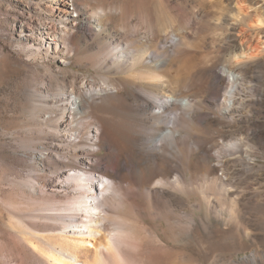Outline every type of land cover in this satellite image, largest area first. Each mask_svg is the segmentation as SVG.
<instances>
[{
    "label": "rangeland",
    "instance_id": "374dc122",
    "mask_svg": "<svg viewBox=\"0 0 264 264\" xmlns=\"http://www.w3.org/2000/svg\"><path fill=\"white\" fill-rule=\"evenodd\" d=\"M78 2L87 7V17L106 8L110 32H120L123 24L134 30L139 23V36L125 30L119 41L127 50H147L148 56L134 69L122 66L115 55L102 67L107 43L93 31L61 61L54 50L39 47L34 31L21 30L29 7L35 17H40L38 9L51 13L47 0H0V264L46 261L27 240L31 250L26 248L20 257L13 241L18 230L12 225V212L30 216L48 199L47 193L32 192L27 180L37 175L35 180L45 190V180L56 177L64 162L74 161L81 149L97 150L86 138L89 126H66L58 123V113L31 108L32 91L50 98L70 92L72 74L117 92L114 98L98 96L83 116L86 120L97 115L109 123L114 138L124 136L134 118L146 133L150 131V118L121 99L141 80L159 98L173 95L190 103L169 108L175 120L168 137L163 135L167 121L157 130L162 136L157 176L116 210L128 223L119 240L123 264H264V54L254 59L241 55L245 42L256 44L247 41L258 33L255 14L264 9L248 7L243 15H235L236 0L224 3L228 8H222L220 0ZM247 2L241 5L247 7ZM72 15L82 18L81 13ZM57 23L63 27L66 21ZM151 52L156 57L151 58ZM139 70H149L159 80L142 79ZM236 71L243 73L229 110L224 97ZM218 75L225 82L219 83ZM66 134L80 136L72 141L62 137ZM79 140L83 143L77 144ZM52 144H59V150H52ZM150 144L146 140L142 146ZM39 153L44 160H39ZM162 179L172 182L157 183L154 193L150 186ZM85 238L91 241H86L85 250L95 251L97 237Z\"/></svg>",
    "mask_w": 264,
    "mask_h": 264
},
{
    "label": "bare ground",
    "instance_id": "6f19581e",
    "mask_svg": "<svg viewBox=\"0 0 264 264\" xmlns=\"http://www.w3.org/2000/svg\"><path fill=\"white\" fill-rule=\"evenodd\" d=\"M78 1L47 0L46 6L49 7L51 13L47 14L38 9L36 11L40 17L32 15V8L29 7L28 12L24 14L25 24H22L21 30L34 31L36 36L40 37L39 47H45L46 51L54 50L61 59L63 58L61 61H66L68 55L76 51L77 42L93 31L103 36L107 43L102 67L107 66L109 56L113 58L115 55L122 66L134 69L148 56L147 50L138 52L127 50V47L123 46L125 42L119 41L118 35L122 31L131 30L127 29L125 24L122 23L121 27L124 29L121 28L123 30L120 32L108 31L109 11L106 8L101 7L93 12V16L87 17V7L80 5ZM227 1L230 0H220L219 4L222 8L230 7L224 4ZM49 2L53 3L49 5ZM242 2H247L248 6L241 5ZM236 4L237 14L235 15L241 13L243 15L248 7L258 8L259 5V10L264 9V0H236ZM71 6H73V11ZM73 12H77L78 15L81 13L82 18H73ZM255 15V24L259 31L251 39L248 37L247 42L250 40L257 42L255 41L256 44L251 42L252 44L248 45L245 42L246 46H242L244 49L241 47L243 51L241 55L251 59L259 58L261 54H264V28L261 27L264 24V13ZM60 19L66 21L63 27L57 23ZM127 22L131 21L126 20L124 23L127 24ZM138 25L139 23L133 26L134 30H131L135 36H139L140 33ZM107 34L110 36L106 37ZM234 56L238 60L239 56L236 53ZM150 57L153 58L156 55L151 52ZM241 72L233 73L230 88L224 97L228 101L229 106L226 105L229 110L234 108L235 93L243 73ZM137 73L135 72L148 81L159 80V75L150 76L149 70H139ZM217 77L219 83L225 82L224 76L218 75ZM71 79V91H66L62 95L50 98L43 92L32 91L29 97L31 108L45 107L49 113H58V123L66 126L74 122L89 126L86 138L93 143L92 146H97V150L81 149L80 155L74 161L64 162L63 169L57 173L56 177L49 181L45 180L47 187L45 190L40 189L35 180L37 175L27 180V185L31 187L32 192L36 195L47 193L48 199L42 208L30 216H22L16 211L12 212L11 222L18 230L13 235V241L18 247V255L23 257L26 248L31 250V247L25 243L27 240L28 244L43 253L46 259L44 264H123L119 240L125 233V224L128 225V223L125 218L117 214L116 210L122 206L126 198L132 196L135 191L134 195H138L142 186L157 176V159H160L157 148H161L162 140V136L157 135V130H160L161 125L167 121V128L163 135L169 136L175 120L170 115L169 108L179 102L181 105L190 103L185 97L175 98L173 95L159 98V94L152 91L149 85L147 86L141 80L137 89L128 90L125 95L121 96V99L150 118L147 122L150 131L146 133L143 130V124L134 118L129 122L131 125L129 131L122 137L114 138L109 123L97 115H91L86 120L83 116L93 108V105H96L98 96L114 98L117 97V92L98 84L95 80H88L77 74H72ZM146 95L155 97V101L148 100ZM59 102L63 103L57 105ZM50 119L52 120V116ZM93 124L96 128H91ZM78 134H66L62 137L73 138L72 141H75L80 136ZM106 134H109V137ZM146 140L150 141V148L142 146ZM76 143L80 144L83 141L79 140ZM59 147V144H52V150H59ZM101 149H105L106 152L98 153ZM93 156H98V159H93ZM38 158L44 160L45 156L39 153ZM171 182L162 179L153 183L150 189L157 193V183L166 186ZM85 236L95 239L97 237L99 246L95 244L97 247L95 251L91 252L92 250L88 247L85 250L86 241L91 243L90 239L86 240Z\"/></svg>",
    "mask_w": 264,
    "mask_h": 264
}]
</instances>
